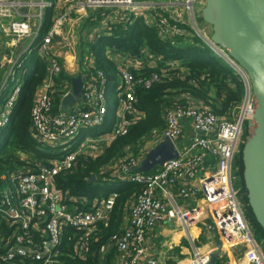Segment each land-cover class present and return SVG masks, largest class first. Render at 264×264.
Masks as SVG:
<instances>
[{"label":"built area","instance_id":"built-area-1","mask_svg":"<svg viewBox=\"0 0 264 264\" xmlns=\"http://www.w3.org/2000/svg\"><path fill=\"white\" fill-rule=\"evenodd\" d=\"M183 7L192 14L190 0H185ZM146 9L141 0H58L55 3L0 0L1 35L7 57V71L0 84V138L7 135L22 91L35 76L36 64H43L46 75L34 91L30 109L31 137L38 145L60 154L33 163L23 155L20 159L26 167L1 177L5 184L0 190V222L4 227L0 229V262L29 260L58 264L64 239L73 244V255L84 259L90 242L98 240L100 227L110 222L116 193L106 200L94 199L90 203L84 198L68 199L58 188L57 177L71 172L78 156L85 154L93 159L111 141L125 135L131 122L139 118L136 89H148L158 76L152 73L148 79L136 78L130 70L142 68L143 62L138 59L129 63L130 66L122 62L119 87L113 96L111 130L104 140L85 136L76 145L83 132L103 126L111 112L105 94L107 80L95 70L92 56L83 58L86 74L80 72V59L74 53L80 28L73 24L76 19L82 22L98 10H107L103 13L102 27L114 21L130 25ZM48 19L49 27H45ZM154 19L153 27L162 40L172 41L188 34L182 29L185 24L181 18L165 15L161 8L155 10ZM197 34L201 39L200 33ZM215 49L225 55L219 48H212L214 52ZM109 52L113 51L108 50L107 55ZM69 64L74 68L69 69ZM234 71L241 79L244 93L233 121L219 120L201 106H176L166 111L164 128L156 145L168 139L177 149V158L146 174L132 173L139 163V158L132 155H126L122 163L109 164L101 170L100 175L107 180L133 183L142 190L122 217L120 231L99 247L100 254L113 247L117 252L115 264H140L146 257L147 234L158 226L176 223L192 244L191 257L178 264H210V253L195 247L190 233L193 227H201L202 231L208 222L206 234L215 235L221 248L241 250L243 255L239 261L223 262L224 257L219 254L212 264H264L232 183L234 159L243 141L244 127L254 112L249 80L243 72L235 68ZM77 75L83 80L82 97L69 111L62 112L60 102L70 94V80ZM55 98L59 100L57 109ZM184 122L191 126L192 134L183 144L179 141ZM61 147L67 150L61 152ZM191 182L196 185L190 186ZM172 189H176L174 195L170 194ZM198 199L201 206L197 204ZM69 202L74 203L73 209ZM143 264H158V261L147 259Z\"/></svg>","mask_w":264,"mask_h":264},{"label":"trees","instance_id":"trees-1","mask_svg":"<svg viewBox=\"0 0 264 264\" xmlns=\"http://www.w3.org/2000/svg\"><path fill=\"white\" fill-rule=\"evenodd\" d=\"M44 1L55 3L58 0ZM93 15L84 18L79 26L76 51L80 59L81 74H86L82 65L83 58L92 56L95 59V70L100 71L107 80L105 94L108 97L115 96L120 83V66L108 57L107 51L112 50L148 63L154 60V65L151 67L145 63L144 67L130 70V72L136 78L146 79L155 73L158 80L148 89H136L135 104L139 118L131 122L125 135L115 138L101 155L93 159L85 154L78 156L74 169L57 177L58 188L66 194L68 199L84 198L90 203L94 199L106 200L110 194H117L111 220L107 226L100 227L98 240L90 242L85 258L75 257L72 251L73 244L64 239L59 248L58 264H115L116 262L117 252L113 247H110L103 255L100 254L99 247L120 231L121 219L128 213L131 202L141 192L142 187L129 182L107 180L100 175L103 168L109 164L124 162L125 155H139L143 141L161 134L166 111L176 106L186 107L193 104L207 109L219 120L233 121L244 93L241 79L233 68L185 25H182V29L187 31V36L175 37L170 41L162 40L156 27L146 25L142 17L132 19L130 25L112 22L102 27L103 14L97 11ZM49 24L48 19L45 27H49ZM35 72V76L22 91L6 138L0 147V190L5 184L1 180L2 176L26 167V163L20 159L25 153L31 155L25 157L29 158L31 163L60 155L59 152L57 154L45 151L47 148L38 145L31 137L30 109L34 91L46 75L44 65L36 64ZM58 105L59 100L55 98V109ZM126 118L130 119L129 116ZM112 124L113 120L109 119L103 126L86 131V134H89L91 138L108 134ZM85 136L83 132L76 145L81 143ZM246 136L247 125L244 127L243 141L239 146L232 169L235 177L240 180L239 192L244 193L240 203L243 206L245 220L256 245L261 246L264 257V233L255 222L247 205L241 178L240 152ZM92 176L95 180L89 182ZM72 205L74 203L69 202L70 209H73ZM2 228H4L3 223L0 222V229ZM4 233H6L5 229ZM201 241L204 239L201 238ZM178 258L181 259V256ZM0 264L38 263L16 260L0 262Z\"/></svg>","mask_w":264,"mask_h":264},{"label":"water","instance_id":"water-1","mask_svg":"<svg viewBox=\"0 0 264 264\" xmlns=\"http://www.w3.org/2000/svg\"><path fill=\"white\" fill-rule=\"evenodd\" d=\"M200 17L211 27L207 41L201 39L211 49L217 47L224 52V60L233 70L243 72L250 83L254 112L240 152L241 178L247 205L264 233V0H204ZM82 84L80 75L70 80L71 92L60 102L62 112L69 111L81 99ZM177 156L175 145L163 139L132 172H152ZM94 180L92 176L89 182ZM219 253V244L215 242L210 264Z\"/></svg>","mask_w":264,"mask_h":264},{"label":"crops","instance_id":"crops-1","mask_svg":"<svg viewBox=\"0 0 264 264\" xmlns=\"http://www.w3.org/2000/svg\"><path fill=\"white\" fill-rule=\"evenodd\" d=\"M185 0H141L144 4H146L147 9L141 12V17L144 19V22L146 25L153 27L155 24L154 19V12L158 8H161V11H165V15L169 16H178L181 18V20L184 22L185 26L194 33L193 28L195 30L197 29L195 27V16H194V10L197 13V20H198V26L200 27L197 30H200L207 33V29L204 27L206 24L201 20L200 17V11L203 7L204 0H190L192 3V14L185 11L183 7V2ZM73 5V4H72ZM195 34V33H194ZM196 35V34H195ZM108 57L113 60L116 65L124 66V63H127V66H130L133 64V61H137L138 59L134 58H128L127 56L123 54H118L116 52H109ZM130 59V60H128ZM141 60V59H140ZM143 67L145 66V63L143 60ZM153 62L148 63V65H154ZM131 63V64H129ZM69 69H73V65H68ZM183 124V133L180 143H186L188 138L192 134L191 126L184 122ZM160 138V135L150 137L148 142H150L151 148H153L156 145V141H158ZM148 145V143H146ZM142 151V150H141ZM141 158H139L138 162H141ZM138 163V165H139ZM133 173V172H132ZM196 185V182H191L190 186ZM176 193V189L170 190V194L174 195ZM198 205H202L201 200H197ZM201 228V227H200ZM198 229L196 227H193L190 229L191 235L194 236V245L195 247L205 250L208 253H211L213 251L214 243L217 242L219 244L220 253L224 257V260L227 262L241 260L243 258L242 253L236 254L237 250H229L224 247L221 248L220 242L217 241L216 236L213 234H206L204 233V236L201 235V229ZM194 231V232H193ZM201 238H204V241H201ZM206 238V239H205ZM200 242H203L200 244ZM200 246L202 247H198ZM145 250H146V257L142 261L143 262L147 259H155L158 261V264H178L182 261H187L192 254V244L190 242V239L187 234H185L176 223H172L165 226H158L151 232H149L146 236L145 240ZM206 248V249H205ZM178 256H181V259L178 258ZM219 256V255H218ZM237 256V257H236Z\"/></svg>","mask_w":264,"mask_h":264},{"label":"rangeland","instance_id":"rangeland-1","mask_svg":"<svg viewBox=\"0 0 264 264\" xmlns=\"http://www.w3.org/2000/svg\"><path fill=\"white\" fill-rule=\"evenodd\" d=\"M203 6H204V2H203ZM98 11H100L101 12V14H103V13H107L108 11L107 10H98ZM44 13H45V10H44ZM89 14H92V13H89ZM104 15V14H103ZM194 16H195V20H196V22H195V27L197 28V29H199L200 27L198 26V20H197V13H196V11L194 10ZM75 17V16H74ZM73 21H75V20H73ZM114 22H117V21H114ZM81 23V20L79 19V20H77L76 19V21L74 22V24H73V27H79V24ZM110 25V24H109ZM105 26V25H104ZM206 29H207V33L205 34L204 32H202V31H200V30H195V28H193V30H194V33L196 34V35H198L197 33H200V36L202 37V39L204 40V41H207V38H209L210 37V35H211V27L210 26H208V25H205L204 26ZM78 43V42H77ZM205 43V42H204ZM78 51H76V48H75V50H74V53H77ZM215 52L216 53H218V54H222L219 50H217V49H215ZM73 53V52H72ZM222 56V55H221ZM223 57V56H222ZM223 59H225L224 57H223ZM6 61H7V57H6V55H5V48H4V45H3V36L0 34V84H1V82H2V79L4 78V76H5V73H6V71H7V68H6ZM29 67H31V66H29ZM16 83H18V81L16 82ZM108 106H109V109H110V114H109V116H108V118L111 120V117H112V112H113V110H114V107H115V104H114V98L113 97H108ZM85 133V135H86V137H89L90 135L89 134H86V132H84ZM106 134H103V135H99V136H97V137H93L92 139H95V140H99V139H101V140H104V139H106ZM5 138H6V134H3L2 136H1V138H0V147L3 145V143H4V140H5ZM148 141H150L149 139L148 140H145V141H143L144 142V144L142 145V148L140 149V150H142V152H140L139 153V155H132V156H134V157H137V158H144L145 157V155L150 151V150H152V148H151V145H150V142H148ZM146 143H148V145L146 144ZM72 147V146H71ZM67 150V148H65V147H61V152H64V151H66ZM139 150V151H140ZM45 151H47V152H49V153H57L58 154V152L59 151H57V150H55V149H50V148H47ZM98 153V152H97ZM93 154H96L95 152L93 153ZM129 154V153H128ZM130 155V154H129ZM29 156H31L30 154H24V157H29ZM123 158H126V155L123 157ZM240 180L237 178V177H235V175H234V173L232 172V183H233V187H234V189L235 190H237L238 191V199H239V201H240V199H242L243 197H244V193H241V192H239L240 191ZM241 202V201H240ZM209 229V223L208 222H206L205 223V227H204V229H202V231H201V235L202 236H204V233H206V230H208ZM194 232V231H193ZM204 239V238H203ZM206 239V238H205ZM203 242H200V244H202ZM200 244H199V246L198 247H201L200 246ZM259 247V249H261V246H258ZM202 248V247H201ZM206 249V248H205ZM203 251V250H202ZM237 253V255L238 254H241V250H237L236 251ZM237 257V256H236ZM235 261H239V260H237V258L235 259ZM223 262H225V260H223Z\"/></svg>","mask_w":264,"mask_h":264}]
</instances>
